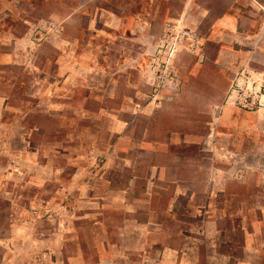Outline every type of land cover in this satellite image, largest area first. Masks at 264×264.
<instances>
[{"label": "rangeland", "instance_id": "374dc122", "mask_svg": "<svg viewBox=\"0 0 264 264\" xmlns=\"http://www.w3.org/2000/svg\"><path fill=\"white\" fill-rule=\"evenodd\" d=\"M236 2L195 0L182 20L185 0H0V264H225L210 257L207 225L197 219L208 204L219 217L218 253L241 254L243 227L253 222L264 245L256 207L264 204V108L241 103L262 88L231 83L230 60L214 64L204 42L212 21ZM134 18L149 22L153 40L141 27L119 29ZM170 19L195 31L201 47L184 40L173 55L161 52ZM72 42L86 43L92 60L74 90ZM170 154L187 157L174 161L186 168L182 193L158 188L163 180L149 185L155 165L173 162ZM234 166L249 170L246 182L218 184L235 181L245 194L210 193L215 168ZM150 217L165 232L138 231L133 222ZM19 224H28L23 236Z\"/></svg>", "mask_w": 264, "mask_h": 264}, {"label": "crops", "instance_id": "0c3cea01", "mask_svg": "<svg viewBox=\"0 0 264 264\" xmlns=\"http://www.w3.org/2000/svg\"><path fill=\"white\" fill-rule=\"evenodd\" d=\"M194 1L195 0H185V5L180 15V19L183 20L186 17V15L192 9V4L194 3ZM232 7L238 8L240 10V13L239 12L235 14L229 13L231 12L230 10ZM246 9H250V11L248 10L244 11ZM209 14L210 12H205L204 16L207 17L209 16ZM174 21H181V20H174ZM171 22L172 20L170 19L169 23ZM140 27L141 29L146 30L148 36H150L149 37L150 39L152 40L154 39L153 34L149 35V31H150L149 22L147 25H145V27H143V25L135 18L132 22L131 20H126V21L123 20L122 24H120L119 29L121 28L130 29L131 32L139 34ZM228 37H230V39L233 40L232 41H229L230 39L227 40ZM204 42L205 44L209 42L208 44H206L205 48L210 49L209 54L214 64H216L217 66L219 64L224 65L225 64L224 59L230 60L227 62V65H225V67H227L225 74L227 75L228 79L231 80L230 81L231 83L241 84L244 87L248 85L251 86L252 84L255 83H258V86L263 85L264 83V7L260 5L258 10L256 8L253 9L251 0H237L236 4H232L228 6V9L226 10L225 13L222 14L221 17L212 21L209 31L206 37L204 38ZM145 43L148 44V42ZM85 45H83L82 48H80L79 43L72 42L69 46L70 50L67 54L66 62H67V79L70 82L69 83L70 90H74V88L78 86V84L77 85L75 84V81L77 82L84 81L86 75L89 74L92 65V60H91L90 52L88 51L87 47L85 48ZM79 49L83 50L82 54L78 53ZM243 68L245 69V73L242 76L240 74L241 72L240 69ZM246 72L249 74H247ZM191 77L192 75H188L186 81ZM250 86L247 87L248 90L250 89ZM234 92H237V90H234ZM234 94L232 95L233 98H234ZM230 109H232L231 110L232 112L234 111L233 108ZM131 150H133L132 147ZM122 154H124V151L121 149V153H120L121 157L124 156ZM159 154H161V152L157 151L156 156L159 157ZM124 157L129 158L127 156ZM229 157L234 163V160L236 159L235 154L231 153ZM170 158L172 159L171 161L173 162H171L169 166L164 165L162 167L160 166L157 167L155 165L153 167L152 171L150 172L151 173L150 179L148 178V180H150L149 185H152L153 187L157 185L155 184L156 181L163 180V182H165L166 184H162V186L158 185V188H161L162 190L165 191H169L171 186H176L177 187L176 193H182L186 191L187 176L181 175L180 172L185 170L186 168L185 165L178 164V162H174V161L186 160L187 157L177 154H170ZM15 161H19V163H21L23 159L15 160ZM235 168L237 169V167L234 166V169L226 168L224 170L222 168L216 167L214 172V179H213L214 187L212 188V190H210V193L212 194L226 193L228 197L240 196L241 194H245L246 188L244 186L235 188L234 185L235 181L232 182L229 181L237 177L239 179L238 181L239 183H245L246 178L248 177L249 170L244 168V169H239V171L237 172ZM10 169L11 167L9 168V170ZM168 169L172 170V175L170 174L169 176H167L166 171ZM236 172L238 173V176H235ZM222 177H227V179L229 178L230 180L229 181L227 180L225 185L220 187L218 181L219 179H223ZM243 204L241 210L244 209ZM256 207L258 209H261L262 214H264V204H262L261 202H257ZM128 209L131 208L128 207ZM208 209L211 210L210 213H208L209 212ZM200 211L201 213L198 214L197 219L198 218L201 219V221L207 225V229L204 230V232L202 233L206 234L207 232L206 235L208 239L212 241V244L210 243L211 246L210 257L214 259L215 258L220 259L221 261L225 262V264H227L228 262H234V264H263L264 250L262 246L264 245L261 242V238H260L261 226H258L257 223L255 222H253L252 226H249L248 224L244 225L243 227L244 239L242 246L239 247L241 248V254L236 255L235 253H231V252L218 253L216 245L214 244L215 240L213 241V239H215V237L219 235L221 232L220 227L216 226L219 223L218 220L219 217H216L214 210H212V204L211 205L208 204L206 206H200ZM204 212L207 213L206 215L210 214V216L207 217L204 216L205 215ZM242 215H244L243 211H242ZM214 218H216V221H213L215 220ZM135 222L133 223L137 226L138 231L140 230L144 234L151 235V237H154L155 235H159L163 231L165 232L164 222H158L151 217L150 219H148L147 222L141 225L138 221ZM126 223L128 224L130 222L126 220ZM18 226L21 227L22 229L21 234L23 236L24 233H26L25 227L28 226V224H24V225L19 224ZM119 229L120 231H123V233H125L127 232L128 226L126 227L121 226L119 227ZM227 233L228 232H225L224 234L227 235ZM61 245L62 244H59L60 247H63V245L62 246ZM34 247H37V245H34ZM164 248L166 249L163 250L162 255L165 258L170 253L169 252L170 249L165 246ZM171 251L173 252V250ZM19 252L22 253V251ZM164 264H169V263L164 262ZM178 264H187V262L186 260L185 261L183 260L181 262H178Z\"/></svg>", "mask_w": 264, "mask_h": 264}, {"label": "built area", "instance_id": "2783aa9c", "mask_svg": "<svg viewBox=\"0 0 264 264\" xmlns=\"http://www.w3.org/2000/svg\"><path fill=\"white\" fill-rule=\"evenodd\" d=\"M177 38L180 39V44L177 42ZM164 42L161 47V52L166 55H173L176 51L181 48V42L187 40L188 43L191 45L192 48H199L201 47V39L199 35L193 30L187 29H179L173 23H168L166 27V33L164 36ZM167 44V45H166ZM164 47L166 50L163 51ZM192 50V49H191ZM261 91L256 92L255 94H250V96H246L247 98H243L244 94L241 95L242 97V104L243 106L249 109H262L264 108V83L261 86Z\"/></svg>", "mask_w": 264, "mask_h": 264}]
</instances>
